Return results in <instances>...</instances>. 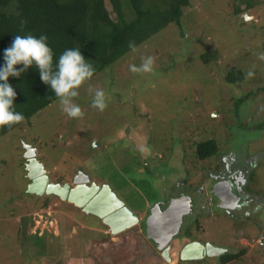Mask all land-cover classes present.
Listing matches in <instances>:
<instances>
[{
  "label": "rangeland",
  "instance_id": "obj_1",
  "mask_svg": "<svg viewBox=\"0 0 264 264\" xmlns=\"http://www.w3.org/2000/svg\"><path fill=\"white\" fill-rule=\"evenodd\" d=\"M243 1L188 0L179 24L168 25L79 87L73 99L83 116L69 117L58 100L32 117L30 125L0 139V264H166L138 224L112 235L100 219L58 196L28 193L25 145L35 149L50 182L70 183L80 169L94 182L109 184L139 218L156 200L182 190L210 203V176L218 175L223 157L235 154L241 161H255L247 191L264 207V0H251L248 9ZM106 8L111 13L108 3ZM205 52L215 53V61L199 60ZM147 56L153 57L152 71L130 69ZM233 67L244 72L237 85L225 80ZM97 88L105 92L103 110L92 105ZM136 93L142 94L133 101ZM243 126L255 129L247 132ZM153 129L161 142L157 162L138 168L131 159L147 155L148 144L158 139H148ZM209 139L218 154L200 161L196 144ZM208 215L200 221L208 238L232 253L246 252L230 264H264L251 223L234 225Z\"/></svg>",
  "mask_w": 264,
  "mask_h": 264
},
{
  "label": "trees",
  "instance_id": "obj_2",
  "mask_svg": "<svg viewBox=\"0 0 264 264\" xmlns=\"http://www.w3.org/2000/svg\"><path fill=\"white\" fill-rule=\"evenodd\" d=\"M106 3L111 6V13ZM243 4L248 9L251 0H245ZM186 7L188 0H0V54L11 44L14 35L31 33L39 36L44 33L54 52V66L66 48L78 47L86 58H90L95 72L88 80L94 79L168 25L179 24ZM21 20L26 21L23 27ZM216 58L215 53L208 52L198 56L205 64ZM225 80L230 85H237L244 80V72L241 68H230ZM9 81L17 91L15 108L24 114L25 119L11 126H0V139L18 127L30 125L32 117L59 100L51 88L40 80L35 66L18 78L9 77ZM141 94H134L133 101H137ZM239 97L236 106L241 111L243 98ZM135 107H138L137 103ZM152 131L154 136L148 135V139H158L152 143L150 140L147 155L143 157L137 153L131 159L138 168L145 167L146 163L157 162L155 151H160L161 142L156 134L158 130ZM216 154L218 146L214 140L196 144L195 157L198 160H206ZM14 199L11 197V200ZM233 256L225 254L222 257L223 264L232 260Z\"/></svg>",
  "mask_w": 264,
  "mask_h": 264
},
{
  "label": "flooded vegetation",
  "instance_id": "obj_3",
  "mask_svg": "<svg viewBox=\"0 0 264 264\" xmlns=\"http://www.w3.org/2000/svg\"><path fill=\"white\" fill-rule=\"evenodd\" d=\"M243 127L247 128V132L255 129L254 126H250L249 128L248 126H243ZM243 153H245V151ZM220 161L221 163H223L222 169L218 171V175L210 176V181H211V185H210L211 187L209 189V191L211 190V193H210L211 196H209L210 203H205L204 201L200 200L201 197L196 192L192 194V192H190L189 190L187 191L182 190V192L178 191L177 195H175L174 197H166L165 195L163 198L156 200L152 205H149L147 209H144L143 218H139L140 215L138 213L136 214L139 218V222H138L139 229L138 230L139 231L142 230L143 234L146 237H148L145 220L148 216L151 215V213L155 215L163 214L165 216H168L169 214L175 213V212L178 214L177 212L178 210L176 211L175 206H173L170 211H166V212L164 211L168 208L171 200L177 199L180 197L188 198L189 208L186 214L182 216L181 224L178 229V233L176 235H173L171 239H169L167 242L165 240L166 247L164 249L158 247V245L156 246L153 245V248L156 253L159 252L158 249L161 250V255L166 261V264L167 263L168 264H209L208 261L210 260H217L219 264H223L222 257L225 254L235 255L233 256L232 260H229L226 263H224V264H230L232 262L238 261L241 257H244V255L246 254L244 250H240L238 251V253L237 252L232 253L229 248L220 247L219 245L216 244L215 241H213L211 238H208V235H206L207 227L200 223L203 217L209 216L208 214H210L214 218L217 216H223L229 219L230 221H232L234 225L238 221L239 222L245 221L246 227L247 225L250 226V223H251L253 228L256 229V232H257L256 235H259L256 243L260 247V253L262 255L264 254V207L262 204H260L262 203L260 201L261 199L258 202H256L258 198L256 194H254L251 190L247 191L248 185L250 186L251 184L249 180H250L251 170L255 168L253 166V162L255 161L253 160L247 161V159H244L243 161H241V159L236 157L235 154H233V157L231 154L228 155L227 157H223ZM79 171L80 169H76V173L71 178L70 183H66L70 186V188L75 186L74 177L78 174ZM50 181L51 180L48 177V183H53ZM91 182H94V180H91L90 178L89 184ZM96 184L102 185L106 183H96ZM197 192H198V189H197ZM35 195L41 197L42 195H46V194L43 193L42 195H38V194H35ZM193 195L197 197V199L193 200ZM197 200H199V202H197ZM253 201H255L256 203ZM180 205L183 208L184 204L181 203ZM74 207L82 211L83 214H86L82 210V208H79L75 205ZM208 208H210L211 211H213V213H209V211L207 210ZM160 211L164 213L162 212L160 213ZM204 212H207L208 214L205 215ZM212 222H215V220ZM74 224L75 223H73V225ZM155 226L157 227L156 222H154L152 227H155ZM158 227L164 239L172 230V224L169 225L167 222H163V221H161L160 224H158ZM71 232L73 235L76 234L75 231H71ZM108 233L111 234L110 232ZM243 233L240 235L245 234ZM245 236L247 237V234ZM137 237H140V235H138ZM158 239L159 241H161V237L158 236ZM254 239L255 237H253V240ZM191 244L197 246L198 248L200 245H202L204 247L203 254L201 255L200 258H197V259H182L180 255H181L183 248ZM208 244L221 248V249H225L226 251L223 254H220L217 256L215 254L208 255L209 251L206 247ZM175 246L178 247L177 248L178 256H177L176 261L173 258L174 257L173 248ZM164 251H167L165 253L167 255L166 258L163 255Z\"/></svg>",
  "mask_w": 264,
  "mask_h": 264
},
{
  "label": "clouds",
  "instance_id": "obj_4",
  "mask_svg": "<svg viewBox=\"0 0 264 264\" xmlns=\"http://www.w3.org/2000/svg\"><path fill=\"white\" fill-rule=\"evenodd\" d=\"M20 23L23 27L26 21L21 20ZM47 41L48 37L44 33L39 36L31 33L14 35L11 44L0 54V126H11L25 119L24 114L15 108L17 91L9 77L18 78L33 66L38 69L40 80L59 99L62 110L69 117L83 116L80 105L73 98L79 95V87L93 76L95 68L90 58H86L78 47L66 48L54 66V52ZM152 64L153 57L147 56L140 66L130 65V69L134 72L152 71ZM252 75L254 73L249 71L248 76ZM92 105L100 110L107 106L102 88L95 90Z\"/></svg>",
  "mask_w": 264,
  "mask_h": 264
},
{
  "label": "water",
  "instance_id": "obj_5",
  "mask_svg": "<svg viewBox=\"0 0 264 264\" xmlns=\"http://www.w3.org/2000/svg\"><path fill=\"white\" fill-rule=\"evenodd\" d=\"M25 150V157L28 159L25 170L27 171V178L30 180L27 187L28 193L38 195L45 193L46 195L58 196L62 200L82 208L86 214H91L100 219L101 223L108 228L112 235H116L138 224V216L124 205L110 185H98L95 182L89 184L90 177L82 171H79L74 177V187L70 188L68 184L48 183V177L43 165L35 158V149L25 145ZM181 203L184 204L183 208L180 205ZM173 206L176 207V211L178 210V214L175 212L165 216L151 213L145 220L148 238L162 249L166 247V242L178 233L182 216L186 214L189 208V200L181 197L173 199L164 212L170 211ZM161 221L167 222L169 225L172 224V230L165 239L162 237L158 227ZM154 222H156L157 227H152ZM158 236L161 237L163 242H159ZM206 247L209 251L208 255L215 254L217 256L225 252L224 249L210 244ZM203 249L202 245L198 248L191 244L183 248L180 256L182 259H197L203 254ZM166 252L164 251L163 254L165 258L167 257Z\"/></svg>",
  "mask_w": 264,
  "mask_h": 264
},
{
  "label": "bare ground",
  "instance_id": "obj_6",
  "mask_svg": "<svg viewBox=\"0 0 264 264\" xmlns=\"http://www.w3.org/2000/svg\"><path fill=\"white\" fill-rule=\"evenodd\" d=\"M159 242H163V240H161V241H159ZM172 246H173V245H172ZM168 253H169V252H168ZM168 253H167V254H168Z\"/></svg>",
  "mask_w": 264,
  "mask_h": 264
}]
</instances>
